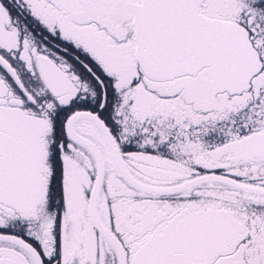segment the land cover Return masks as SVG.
Here are the masks:
<instances>
[{"label":"snow or ice","instance_id":"1","mask_svg":"<svg viewBox=\"0 0 264 264\" xmlns=\"http://www.w3.org/2000/svg\"><path fill=\"white\" fill-rule=\"evenodd\" d=\"M0 264H264V0H0Z\"/></svg>","mask_w":264,"mask_h":264}]
</instances>
